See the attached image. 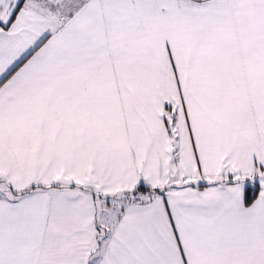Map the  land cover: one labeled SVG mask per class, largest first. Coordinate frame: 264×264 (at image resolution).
<instances>
[{
    "label": "snow or ice",
    "instance_id": "6c2138e0",
    "mask_svg": "<svg viewBox=\"0 0 264 264\" xmlns=\"http://www.w3.org/2000/svg\"><path fill=\"white\" fill-rule=\"evenodd\" d=\"M0 264H264V0H0Z\"/></svg>",
    "mask_w": 264,
    "mask_h": 264
}]
</instances>
